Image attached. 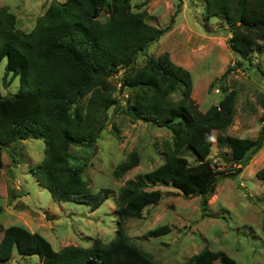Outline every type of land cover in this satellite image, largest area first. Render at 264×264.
Listing matches in <instances>:
<instances>
[{
    "label": "trees",
    "instance_id": "16d2710c",
    "mask_svg": "<svg viewBox=\"0 0 264 264\" xmlns=\"http://www.w3.org/2000/svg\"><path fill=\"white\" fill-rule=\"evenodd\" d=\"M204 14L226 22L229 48L242 59L249 61L251 54L264 47L260 42L264 41V0H205ZM145 15V10L132 9L131 0H53L33 27L24 30L17 25L15 14L0 6L4 77L19 78L14 93H0V166L4 147L18 139L41 137L43 158L31 166L36 181L49 190L54 200L71 199L91 209L98 207L108 198L110 188L89 189L82 176L86 161L79 163L71 146H92L99 137L108 109L119 105L108 78L121 69V86L129 89L121 111L131 118L169 128L171 140L166 143L160 164L127 179L120 187L115 198L118 215L141 217L148 204L161 198L156 184H172L185 195H200L201 209L206 214L207 199L216 181L235 177L261 147L264 116L255 138L226 133L235 111L234 88L221 82L223 95L202 111L191 97L190 72L174 63L167 53L148 54L142 66L134 67L137 54L169 27L150 24ZM216 81L212 80L210 86ZM172 93L178 96L173 98ZM258 100L264 108L260 92ZM213 142L227 146V159L237 166L232 170L216 169L209 155ZM189 155H194L193 162L188 160ZM138 159V152L130 151L116 166L114 175H122ZM257 174L264 176V168ZM169 227L161 224L148 233L157 236ZM0 232V261L9 260L16 249L22 256L36 254V264H163L126 233L120 219L109 241L94 237L87 246L66 244L55 249L41 233L20 224L3 226L0 222ZM220 257H227L224 251L204 245L177 264H216ZM226 264L238 263L228 258Z\"/></svg>",
    "mask_w": 264,
    "mask_h": 264
},
{
    "label": "rangeland",
    "instance_id": "374dc122",
    "mask_svg": "<svg viewBox=\"0 0 264 264\" xmlns=\"http://www.w3.org/2000/svg\"><path fill=\"white\" fill-rule=\"evenodd\" d=\"M51 1L0 0V6L15 14L19 27L29 30ZM131 6L135 11L145 10V20L150 24L163 28L169 25L145 51L137 54L133 66H142L148 54L167 53L174 63L190 72L191 97L202 111L223 95L221 82L234 88V116L225 132L255 138L264 116L258 100L259 92L264 95V47L251 54L249 61L238 56L229 48L226 22L204 14L205 0H131ZM5 62L6 58L0 61V93L12 94L18 89L19 78L4 77ZM121 72L120 69L108 78L119 105L108 109L99 137L92 146H71L76 160L86 161L82 176L89 189L96 191L106 186L110 188L108 198L94 209L71 199L54 200L31 173V166L43 158V138L18 139L1 150V224H20L38 231L58 249L66 244L87 246L94 237L107 242L114 236L120 219L126 233L163 264L182 263L204 245L225 252L227 257L216 259V264H226L228 258L238 264H264V176L257 174L264 168V139L235 177L216 181L215 190L207 199L206 214L201 209L200 195H185L172 184H156L161 198L148 204L141 217L118 215L115 198L120 187L127 179L160 164L166 143L171 140L169 128L131 118L121 111L120 106L129 95V89L121 86ZM214 79L217 81L210 86ZM171 96L176 98L178 93ZM214 135L213 131V140ZM132 150L139 154L138 163L115 176L114 169ZM209 155L216 169L232 170L237 166L227 159V146L213 142ZM187 157L194 161V155ZM161 224H168L169 231L149 235L151 228ZM37 262L36 254L22 256L14 249L10 259L0 264Z\"/></svg>",
    "mask_w": 264,
    "mask_h": 264
}]
</instances>
